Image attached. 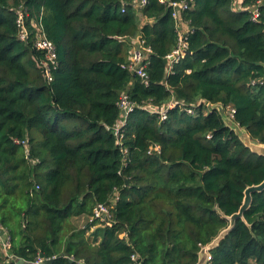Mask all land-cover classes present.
Listing matches in <instances>:
<instances>
[{
	"label": "trees",
	"instance_id": "16d2710c",
	"mask_svg": "<svg viewBox=\"0 0 264 264\" xmlns=\"http://www.w3.org/2000/svg\"><path fill=\"white\" fill-rule=\"evenodd\" d=\"M129 1L0 0V227L15 260L197 264L246 188L264 181V157L208 107L232 106L234 122L264 144V0H244L249 9L238 12L233 0H195L184 14L188 54L171 73L178 35L169 3L183 0L137 10ZM20 7L57 47L50 83L34 35L19 38ZM138 37L152 50L148 85L127 67ZM123 93L136 108L119 145L112 130ZM171 100L196 114L177 107L162 122L144 109ZM153 144L160 153H148ZM99 203L112 206L106 226L90 222ZM210 252L213 264H264V192Z\"/></svg>",
	"mask_w": 264,
	"mask_h": 264
},
{
	"label": "built area",
	"instance_id": "2783aa9c",
	"mask_svg": "<svg viewBox=\"0 0 264 264\" xmlns=\"http://www.w3.org/2000/svg\"><path fill=\"white\" fill-rule=\"evenodd\" d=\"M241 1L242 4L239 7L240 10L249 9L248 7L243 6L244 0H233V5ZM149 0H130L128 5L134 9H141L147 6ZM195 4V0H183L170 2L169 6L172 8V17L175 20L176 30L178 35L177 46L171 54L167 56L169 61L168 73H171L174 64L178 63L182 58L188 54L189 49V35L191 33L190 22L184 18V14L192 10ZM125 12V9H123ZM252 20L254 22L258 21L260 18V11L257 7L251 8ZM17 28L18 35L20 40L26 42L33 35L34 48L40 51L43 54V59L41 61V66L44 72V78L50 83L53 80V73L59 66L58 51L56 45L47 38L44 27L40 21H28L27 20V10L23 7H20L17 10ZM132 43L135 45V48L130 51L128 69L136 73L143 82L148 85V75L146 72V67L148 63L146 62L149 58V54L152 53L151 48L145 46V41L138 37L135 40L133 39ZM264 82V81H263ZM262 82V83H263ZM218 104L216 106L209 105V108H217L219 110ZM118 107L121 113L120 119L116 126L113 128V133L117 138L119 145L123 144V140L126 134V127L128 123V117L135 110L136 104H134L127 93H123L118 102ZM145 110L150 113H157L160 121H166L169 119L170 111L175 108H180L181 110L186 111L189 115H195L197 112V106H187L186 104L178 103L175 100H171L168 104L164 105L162 108H154L151 105L144 106ZM225 114L234 121L235 109L232 106L223 107ZM123 112L125 114L123 115ZM209 138L211 136H208ZM19 143V141H16ZM22 144L26 145L25 142ZM125 158L128 155V149H122ZM161 147L158 144H153L150 146L148 153L154 154L155 152L160 153ZM126 160V159H125ZM115 199H118V194H116ZM112 220V206L107 203H99L93 209V214L90 217V222H96L98 226H106ZM207 246V245H206ZM205 246L201 245V249ZM10 243L9 240L7 243H4L0 238V254L5 258V264H16L14 256L9 252ZM133 260H137V257L132 256ZM45 259L43 257H38V259L33 262V264H44ZM206 264H213V256L209 251Z\"/></svg>",
	"mask_w": 264,
	"mask_h": 264
},
{
	"label": "water",
	"instance_id": "95a60500",
	"mask_svg": "<svg viewBox=\"0 0 264 264\" xmlns=\"http://www.w3.org/2000/svg\"><path fill=\"white\" fill-rule=\"evenodd\" d=\"M219 112L221 116L223 117L224 121L226 122L227 126L232 128V130L235 131V133L239 136V138L243 141L246 147L250 148V150L260 156L264 157V144L257 143L253 141L248 134V132L241 128L236 122L231 120L224 111V108L219 106ZM125 112H123V115ZM246 136V137H244ZM251 142L255 143L252 146L248 145L247 143ZM264 192V181L261 184L249 186L246 188L244 192V201L242 206L240 207V210L233 214L232 216L227 217L229 220V226L228 228L224 229L217 238H215L210 244L202 248L199 252V261L197 264H206L207 263V257L209 255V251H212L214 248L218 247L222 239L236 226L237 221L240 219L245 220V213L247 210L250 209L253 203V194L255 193H263ZM0 238L4 243L8 242V234L6 230L0 227ZM41 257H44L41 255ZM53 259H48L45 261L44 264H53ZM16 264H33L26 262L23 259H19L16 261Z\"/></svg>",
	"mask_w": 264,
	"mask_h": 264
},
{
	"label": "rangeland",
	"instance_id": "374dc122",
	"mask_svg": "<svg viewBox=\"0 0 264 264\" xmlns=\"http://www.w3.org/2000/svg\"><path fill=\"white\" fill-rule=\"evenodd\" d=\"M244 137H246V136H244ZM248 145H250V146H252L253 144H255V143H252L251 144V142H248L247 143ZM85 219H83V218H73L72 219V222H73V224L74 225H76V226H83L84 224H85V221H84ZM80 226V227H81ZM95 229V228H94ZM93 232V231H92ZM88 234H91V231L88 233Z\"/></svg>",
	"mask_w": 264,
	"mask_h": 264
},
{
	"label": "crops",
	"instance_id": "0c3cea01",
	"mask_svg": "<svg viewBox=\"0 0 264 264\" xmlns=\"http://www.w3.org/2000/svg\"><path fill=\"white\" fill-rule=\"evenodd\" d=\"M241 4H242V2L241 1H239L238 2V4H234L233 5V8H234V10L236 11V12H238L240 9H239V7L241 6ZM81 218H83V219H85L84 221L86 222V218L85 217H81ZM81 226V225H80Z\"/></svg>",
	"mask_w": 264,
	"mask_h": 264
}]
</instances>
